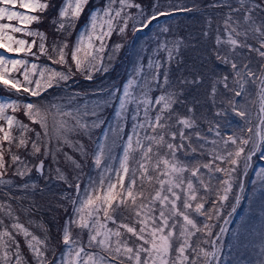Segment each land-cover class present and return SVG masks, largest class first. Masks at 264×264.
<instances>
[{
  "label": "snow or ice",
  "instance_id": "obj_1",
  "mask_svg": "<svg viewBox=\"0 0 264 264\" xmlns=\"http://www.w3.org/2000/svg\"><path fill=\"white\" fill-rule=\"evenodd\" d=\"M256 160L264 0H0V264H224Z\"/></svg>",
  "mask_w": 264,
  "mask_h": 264
},
{
  "label": "trees",
  "instance_id": "obj_2",
  "mask_svg": "<svg viewBox=\"0 0 264 264\" xmlns=\"http://www.w3.org/2000/svg\"><path fill=\"white\" fill-rule=\"evenodd\" d=\"M98 3H103V0H97ZM152 2V0H143V3L145 5H148ZM174 3H186V4H190L191 0H173ZM198 3H207V2H211V0H197ZM91 7V5L89 6ZM88 17V11L86 10L84 16L82 17L80 23L83 24L86 22ZM164 24H169V25H175L178 26L179 29L182 30V34L186 33V32H196L200 30L201 27V17H199L196 14H183V13H179L175 16H172L171 18H165L163 20H161V22H159V25H164ZM45 30H47V25L42 26ZM79 28V25H78ZM156 26L153 27V29L155 30ZM118 38L116 36H113V41H117ZM130 51H121L120 53V57L118 62L116 63L114 69L106 76H100L99 78L95 79L92 82H89L85 79H83L82 77L77 76V80H78V90L80 91H90L92 89H95L97 87H99L101 84H107L109 82H114L117 84L122 83V81H124L126 79V74H127V70L129 69V55H130ZM108 115H111V110H109ZM258 166V165H257ZM255 175L253 174L252 178L254 180ZM250 187V186H249ZM251 190L253 188V184H251ZM251 190L247 193V195L250 193L251 194ZM249 194V198L247 199V202L249 201V199L251 198ZM247 197V196H246ZM260 198V196H258V199ZM255 199H253L252 201H254ZM246 201V199H245ZM42 203H46V201H42ZM245 203V202H244ZM248 204V203H247ZM251 204V202H250ZM249 204V206H250ZM255 205V204H254ZM254 205L252 207V210H249L248 206L246 208H248V212H246L244 215V210L246 209H242V212H240L235 218H234V225L231 228V233L235 234L237 233V230L240 229V227H242L240 229V240H238L237 243V249L239 250V252H243L245 251V249L247 248L248 250H251V254L250 256H252L253 259H259L260 258V254H261V249L262 247H264V232L261 234V232L259 231L260 228H262V226H264V222H261L260 220L262 219V216L264 215V213L260 210H253ZM244 206V205H243ZM47 215V214H45ZM53 215L55 216V218L59 221V224H63L64 222V213L61 211L59 213H55L53 212ZM240 216V217H239ZM239 217V218H238ZM37 219H39V217H36ZM239 219V220H238ZM233 221V222H234ZM55 228V227H53ZM52 228V229H53ZM259 229V230H258ZM53 233L56 235V239L57 241H59L60 236L59 233L55 232V229H53ZM249 230H253V232H249ZM34 231L37 232V234L39 235V230L34 229ZM250 233V234H249ZM231 236V240L235 241L236 239H233V236ZM247 237V239H246ZM251 237V238H250ZM244 239L246 240H250L248 243H246L244 241ZM243 240V241H242ZM23 243V241H22ZM57 250L58 251H63V246L62 244H60L59 242L56 245ZM25 253L27 254V249H24ZM244 256L239 255V258H243ZM250 258V257H249ZM252 264V263H251Z\"/></svg>",
  "mask_w": 264,
  "mask_h": 264
},
{
  "label": "rangeland",
  "instance_id": "obj_3",
  "mask_svg": "<svg viewBox=\"0 0 264 264\" xmlns=\"http://www.w3.org/2000/svg\"><path fill=\"white\" fill-rule=\"evenodd\" d=\"M79 85V84H78ZM255 165L257 166H264V161H261V160H256L255 161ZM257 166V167H258ZM253 174L255 175V172L254 171H250V176L248 177V190L250 191L251 190V181H254V180H256V177H254V180H253V178H252V176H253ZM250 186V187H249ZM246 191V193H245V197H246V201H245V199L243 200V201H241V204H240V206L238 207V209H237V212H236V214H234V216H233V218H232V223H231V225L229 226L230 227V231H231V228L233 227V225H234V223H235V221H234V218L240 213V212H242V209L244 208H246L247 206H248V208H249V210H252V207H253V205H254V208H253V210H260V211H262L263 213H264V210H262L261 209V207H260V198L258 199V196H260V190L259 189H257V191H256V194H255V196H253L252 195V191H251V194H250V196H251V198L249 199V201L247 202V199L249 198V194L247 195V193L249 192V191ZM253 199H255L254 201H252ZM245 202V203H244ZM250 202H251V204H250ZM248 203V204H247ZM249 204H250V206H249ZM244 205V206H243ZM248 208H246L245 210H244V213H243V215L246 213V212H248ZM240 217V216H239ZM238 217V218H239ZM44 219H45V221L46 222H49V226L51 227V228H53V227H55L56 228V225L55 224H53V223H51V221H52V219H53V216H49L48 214L47 215H45L44 216ZM58 219V218H57ZM236 219V218H235ZM239 220V219H238ZM234 221V222H233ZM261 222H264V215L262 216V219L260 220ZM55 228H53V229H55ZM242 227H240V229H241ZM259 230V229H258ZM54 231V230H53ZM260 232H261V234L264 232V226H262V228H260V230H259ZM249 232L251 233V232H253V230H249ZM249 233V234H250ZM264 234V233H263ZM86 238V237H85ZM251 238V237H250ZM246 239H247V237H246ZM246 239H244V241L246 242V243H248L250 240H246ZM243 241V240H242ZM225 242L229 245V247L227 248V249H225V255L223 256V261H224V264H229V262L230 261H232L233 262V264H235V261H236V258H237V256H239V255H241V256H244L243 258H239V260L240 261H242V264H249V261H251V263L252 264H258V260L259 259H253L252 258V256H250V255H252L251 254V250L249 249H245V251H243V252H239V250L237 249V243H238V240H235V241H232L231 240V236L229 235V236H227L226 238H225ZM233 245H235V250H233ZM229 252H231V255H229L228 253ZM250 257V258H249Z\"/></svg>",
  "mask_w": 264,
  "mask_h": 264
}]
</instances>
